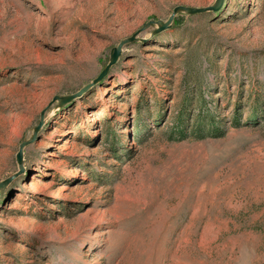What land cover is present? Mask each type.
<instances>
[{"label": "rangeland", "instance_id": "obj_1", "mask_svg": "<svg viewBox=\"0 0 264 264\" xmlns=\"http://www.w3.org/2000/svg\"><path fill=\"white\" fill-rule=\"evenodd\" d=\"M215 1L0 0V264H264V0L150 24L50 104Z\"/></svg>", "mask_w": 264, "mask_h": 264}, {"label": "water", "instance_id": "obj_2", "mask_svg": "<svg viewBox=\"0 0 264 264\" xmlns=\"http://www.w3.org/2000/svg\"><path fill=\"white\" fill-rule=\"evenodd\" d=\"M223 1L224 0H216L214 2V4H212L210 6H205V7H192V6L178 5V6L174 7L171 15L169 16V18L166 21L157 20V21H149V22L145 23L141 29L134 32L131 36L123 38L115 47H113L111 49L109 59H108L106 66L103 68L102 72L96 78H94L91 82H89L86 86H84L82 89H80L78 92H76L74 94L67 95V96H55L52 99V101L50 102V104L57 101L58 106H62L68 102H71L73 99L82 95L83 92H85L89 88H91L92 85L101 81L107 75L109 69L114 64L117 63V61H118V59H119V57L123 51V47L129 43H132V42L138 40V34L140 33V31H142L148 25L153 24V23L157 25V30L154 32V34H156V33L160 32L164 29L171 28L174 17L178 13L202 14V13H205L208 11H217L221 7ZM45 110H46V108L42 110L40 120H39L37 126L34 128V133L32 134V136L28 140H24L20 144V149L17 153L16 160H17V163L19 164L21 169H22V163H23V148H24V146L28 145L29 143H31L36 138V134L43 124V115H44ZM11 179H12V177H10L9 179H7L4 182H1L0 188H3L7 183H9V181Z\"/></svg>", "mask_w": 264, "mask_h": 264}, {"label": "trees", "instance_id": "obj_3", "mask_svg": "<svg viewBox=\"0 0 264 264\" xmlns=\"http://www.w3.org/2000/svg\"><path fill=\"white\" fill-rule=\"evenodd\" d=\"M214 117L213 118H210V120L207 122L208 125L212 126V128L207 132H205V130H201L205 135H213V136H222L224 133H225V129H222L220 128V125L216 122H214ZM239 119L236 118L235 119V122H234V125H239ZM181 137H186V133L185 131H181Z\"/></svg>", "mask_w": 264, "mask_h": 264}]
</instances>
